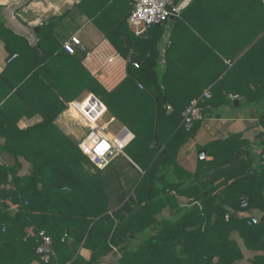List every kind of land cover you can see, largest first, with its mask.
Here are the masks:
<instances>
[{"label": "trees", "instance_id": "16d2710c", "mask_svg": "<svg viewBox=\"0 0 264 264\" xmlns=\"http://www.w3.org/2000/svg\"><path fill=\"white\" fill-rule=\"evenodd\" d=\"M243 1L214 0L207 12L196 10L192 20L212 23L205 36L215 40L220 35L216 22L222 7L230 16ZM250 1L261 4V0ZM163 26L130 40L135 52L129 59L133 71L107 89L82 60H74L76 52L66 53L56 40L52 56L57 59L61 50L71 57L70 65L65 74L53 71L56 83L44 82L39 73L47 61L37 55V48L44 47L46 27L34 48L0 18V40L9 58L17 55L0 74V264H44L35 251L40 230L52 238L55 253L45 264H99L107 255L115 261L106 264H235L245 256L234 233L247 249L262 252L251 262L264 264V223L248 224L246 215L253 209L264 214V144L260 154L250 158L242 149L233 153L231 145L240 141V135H231L214 140L207 148L212 159H198L193 173L177 164L179 150L195 134L193 126L198 121L190 129L183 126L185 103H173L166 113L164 101L171 102L164 91L169 70L159 71L157 62ZM241 30L249 35L248 28ZM200 42L221 65L214 92L201 103L204 112L223 108L230 102L229 94L242 96L247 103H264V71L260 69L264 27L240 45L236 54L246 50L233 67L223 63L218 54L229 56L219 46L212 44L215 50ZM27 51L35 54L28 65ZM201 68L200 63L194 67ZM84 91L97 96L111 117L134 133L125 153L143 173L121 155L126 171H106L118 156L98 168L80 151L78 140L54 123L65 109L58 96L71 101ZM199 93H193L189 101ZM35 114L41 117L39 122L18 126L22 117ZM254 162L259 164L255 168ZM25 164L28 168L23 172ZM178 198H184V203ZM244 200L247 207L241 206ZM164 209L169 217L160 216ZM28 228L34 234L28 235ZM82 249L90 251L88 257Z\"/></svg>", "mask_w": 264, "mask_h": 264}, {"label": "crops", "instance_id": "0c3cea01", "mask_svg": "<svg viewBox=\"0 0 264 264\" xmlns=\"http://www.w3.org/2000/svg\"><path fill=\"white\" fill-rule=\"evenodd\" d=\"M194 1L180 0L182 7L180 16L168 22L170 28L168 37L171 43L160 50L161 39L167 27L165 25L162 29L161 38L157 42L159 50L158 69L161 72L166 71L167 68L169 70L164 84L165 96L169 97L171 101L168 103L166 100L164 101L167 105V114L171 112L167 107H171L173 103H185L186 107L193 93L200 91L198 95L195 96L194 94V98L199 97L205 89H210L213 93L214 88H216L215 84L221 77V74H219L221 65L215 59L213 52L205 47L200 40L212 49H215L212 44L219 46L229 57L217 54L224 64L233 67L234 63L246 50L243 49L236 54L240 45L247 44L251 34L255 35L258 29L264 27V0H261V4L244 0L229 13L230 16L225 11L226 6L222 7L220 11L222 17L218 20L219 22H216V28H218L220 35L215 37V40H210L209 36H205L208 35L206 29L214 25L208 21L200 24L194 23L192 16L196 14L198 9L201 13L207 12L214 5V0H199V4L194 3ZM220 1L216 0V2ZM129 10L130 0H0V18L4 21L5 26L16 35L24 38L30 47H38L39 33L46 27L42 35L44 47L37 48V55L47 61V66L44 65L39 73V77L44 82L56 83L57 80L53 71L59 69L61 73L65 74V71H67L66 66L70 65L69 60L71 57L64 54L63 51L60 50L62 56L60 54L57 59L52 56V43L56 40L60 47H63L66 40L75 36L84 46V50L77 48L74 60H82V64L88 72L93 77L98 76L99 81L107 89L114 88L128 75L129 71H133L132 66H129V59L134 50L129 42L136 35L126 19ZM242 27L249 29V35L242 33ZM198 28L202 30L200 31ZM45 40H49L50 44H44ZM126 48L129 49L124 55L123 50ZM201 55H205V58ZM13 56L14 59L17 57L15 54ZM33 57H35V54L33 55L31 51H27L25 60L27 65V60L32 63ZM8 58V52L4 47V43L0 40V74L7 66ZM198 63L202 64L204 68L194 69ZM131 64L135 68L137 67L136 63L132 62ZM260 69L264 71V65ZM217 76L218 78H216ZM162 88L164 87L162 86ZM215 91H218V89H215ZM159 92L160 89L156 87V93ZM87 94H90V92L84 91L80 96L84 95L85 97ZM228 98L230 102L224 103L225 105L220 110L203 111V121H198L193 126L195 134L181 146L177 156V164L186 172L193 173L195 171L200 152L205 153L206 160L212 159L207 148L214 140L226 139L231 135H240V141H234L231 145L234 146L233 153H239L242 149L245 153L247 151L250 153V158L260 154L261 145L264 144V112L262 110L264 103H247L244 102L242 96L233 94H229ZM50 99L54 101V97H50ZM58 99L63 103L65 109L59 114L54 123L64 133L71 136L68 131L70 130L69 123L63 121V116L68 113L66 103L69 101L62 96H58ZM72 118L74 117L72 116ZM103 119L102 122H106ZM40 120L41 117L38 114L30 118L22 117L18 121V126L25 128ZM84 120L79 124L82 128L87 129ZM109 120H111V123L115 121L111 116ZM165 121L166 119L163 118L162 123L165 124ZM81 139H77L78 142ZM0 141H2L1 137ZM243 142L244 145H242ZM125 158L143 173L142 169L128 155ZM253 160L255 161V159ZM251 162L252 160H247V163ZM258 165L254 162L253 167L255 168ZM123 167V171H126L127 164L124 163ZM24 168L26 170L28 166L25 164ZM178 200L184 203L185 199L178 198ZM167 211V209H164L162 212ZM163 213L160 216H164ZM246 215L260 220L264 214L257 209H253L247 211ZM233 236L245 256L244 259L235 264H253L250 259L262 252L247 249L237 233H234ZM110 257L112 260L109 262H112L114 257L111 255ZM103 260H106V262H103L106 264L109 255L104 257Z\"/></svg>", "mask_w": 264, "mask_h": 264}, {"label": "built area", "instance_id": "2783aa9c", "mask_svg": "<svg viewBox=\"0 0 264 264\" xmlns=\"http://www.w3.org/2000/svg\"><path fill=\"white\" fill-rule=\"evenodd\" d=\"M181 10L180 0H130V10L126 19L135 35H142L154 26H167L161 39V50L171 43L168 37L170 30L168 22L178 18ZM77 48L84 50V46L75 36L63 43V49L70 54L75 53ZM13 57H10L7 61H11ZM139 87L143 88L141 84H139ZM211 95L210 89H205L199 97L190 100L188 105L181 111V122L186 129H190L196 121H203L201 103L209 99ZM66 104L67 112L79 123L85 119V127L88 132L78 142V147L93 164L103 169L115 157L119 155L127 157L125 147L134 139L135 135L127 126H123L116 134H111L108 131L111 120L102 122L108 109L97 96L90 93L81 100L69 101ZM167 108L171 109L170 106ZM198 158H206L205 153L200 152ZM241 206L247 207V201L244 200ZM14 209L15 207L11 206V210ZM248 218V224H255L259 221L258 218L253 216H248ZM27 234H34L33 229L28 228ZM38 237L39 241L35 251L45 264L55 255L52 238L44 230L38 231Z\"/></svg>", "mask_w": 264, "mask_h": 264}, {"label": "rangeland", "instance_id": "374dc122", "mask_svg": "<svg viewBox=\"0 0 264 264\" xmlns=\"http://www.w3.org/2000/svg\"><path fill=\"white\" fill-rule=\"evenodd\" d=\"M165 33V32H164ZM84 97V95H82V96H77V97H75V99H77V100H81L82 98ZM105 117H104V119H103V121H107V120H109V118H110V116H111V114L109 113V112H106L105 113ZM63 121H65V122H67V123H69V128H70V130H68L69 132H70V134H71V137H75V138H77V139H80V138H82L83 137V133L85 134V133H87L88 132V129H84V128H82L81 126H80V124H79V122L76 120V119H74V118H72V116H70L68 113H66L64 116H63ZM79 126H80V131H82V132H80L79 131ZM123 126H122V123L120 122V121H118L117 119H115V121H113L110 125H109V127H108V131L109 132H111L112 134H116V133H118L119 132V130L122 128ZM122 159H124V158H122V157H117V158H115L114 159V161L111 163V165H109V167L107 168V172L108 171H111V173L112 172H117V170L120 172V173H122L123 171V164L125 163ZM111 168V169H110ZM23 172H25V170H23ZM129 173V172H128ZM182 203V202H181ZM168 212V211H167ZM167 212H162L163 213V217L165 218V217H169V213H167ZM86 249H82V251H81V253H82V255L84 256V257H88L89 256V254L88 253H90V251L88 250V251H85ZM110 260H112L111 259V257L109 256V260H108V262L110 261ZM113 261H115V258H113ZM102 262H106V260H103ZM99 264H101V263H99ZM104 264V263H103Z\"/></svg>", "mask_w": 264, "mask_h": 264}, {"label": "water", "instance_id": "95a60500", "mask_svg": "<svg viewBox=\"0 0 264 264\" xmlns=\"http://www.w3.org/2000/svg\"><path fill=\"white\" fill-rule=\"evenodd\" d=\"M260 220H261V222L264 223V215L261 216V219Z\"/></svg>", "mask_w": 264, "mask_h": 264}]
</instances>
